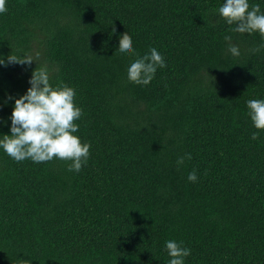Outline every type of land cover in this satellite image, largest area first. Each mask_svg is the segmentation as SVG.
<instances>
[{
  "label": "trees",
  "instance_id": "16d2710c",
  "mask_svg": "<svg viewBox=\"0 0 264 264\" xmlns=\"http://www.w3.org/2000/svg\"><path fill=\"white\" fill-rule=\"evenodd\" d=\"M223 3L6 0L0 57L34 61L0 64V138L46 67L75 90L90 155L76 172L0 148V264H168L169 240L191 250L185 264H264V130L247 108L264 100V48L251 51L264 37L229 31ZM125 32L139 57L164 58L148 85L128 79L138 56L117 51Z\"/></svg>",
  "mask_w": 264,
  "mask_h": 264
},
{
  "label": "clouds",
  "instance_id": "9594fccd",
  "mask_svg": "<svg viewBox=\"0 0 264 264\" xmlns=\"http://www.w3.org/2000/svg\"><path fill=\"white\" fill-rule=\"evenodd\" d=\"M6 0H0V13H5ZM219 15L231 27L229 31L236 33L258 32L264 37V13L260 6L250 5L248 0H225L218 9ZM116 29L113 27V33ZM227 51L233 56H239L238 46L231 43L232 37L226 35ZM264 48V44L253 48V53ZM119 53L137 55L133 50V40L128 32L119 38ZM34 61L30 55L17 57L10 54L7 62L0 57V64L31 65ZM166 67L163 56L156 48H151L148 54L139 57L127 69L128 79L137 85H148L155 76L157 68ZM31 87L25 95L15 99V106L10 117L11 135L0 138V148L17 162L31 159L35 163H43L55 159L71 161L69 171L79 172L90 155V145L82 143L74 133L78 132L76 123L81 118L82 110L76 106L75 90L61 83L53 87L50 83L46 67H37L29 81ZM11 99V97H10ZM249 116L255 128L264 130V100L250 99L247 101ZM258 138V133L252 134V139ZM191 159V154H186ZM185 157L177 160V165L184 163ZM198 179L196 170L188 174L190 182ZM166 250L171 259L168 264H185L184 258L191 250L183 247L182 242L166 241ZM18 264H30L27 260H19Z\"/></svg>",
  "mask_w": 264,
  "mask_h": 264
}]
</instances>
